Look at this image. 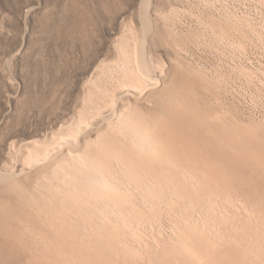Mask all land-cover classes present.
Returning <instances> with one entry per match:
<instances>
[{
	"label": "rangeland",
	"instance_id": "374dc122",
	"mask_svg": "<svg viewBox=\"0 0 264 264\" xmlns=\"http://www.w3.org/2000/svg\"><path fill=\"white\" fill-rule=\"evenodd\" d=\"M142 1L0 0V264H264V0H146V32ZM122 43L158 80L143 99L99 74ZM127 105L155 148L140 187L78 214L47 191L52 138L96 106L82 150Z\"/></svg>",
	"mask_w": 264,
	"mask_h": 264
},
{
	"label": "bare ground",
	"instance_id": "6f19581e",
	"mask_svg": "<svg viewBox=\"0 0 264 264\" xmlns=\"http://www.w3.org/2000/svg\"><path fill=\"white\" fill-rule=\"evenodd\" d=\"M142 2H143V4H142L141 11H140V16H141V20L143 21V32H146L148 30V27H149L148 26L149 21L147 20V17H146V9L148 6V2L146 0H143ZM128 42L129 41H127V43ZM131 42H132V40H131ZM122 44L120 45V47H118L119 48V50H118L119 54L117 55L118 56L117 62L115 60V64L113 66H106L107 64L105 66L103 65L104 67H102L99 70L101 72V73L99 72V74L100 75L102 74L103 76L104 75L109 76L111 74H117L119 76V78L117 77L118 78L117 80H116V78L113 80H116V82H118L117 86L119 88H121L122 90H128V91L134 93V94L130 95L132 97H134V96L136 97L137 94H140V95L144 94L147 90L154 89V87H156V85H158V80H157V78H154L152 76L153 71H151L152 69H151V66L149 64V61H147V59L144 58L145 55L143 56V54H142L143 52L142 53L140 52L141 56H138V54L135 51L132 52L129 49L128 46H131V45L127 44V46H126V43L123 45ZM117 46H118V44H117ZM142 49H143V47H142ZM99 74H98V76L100 77ZM111 76H113V75H111ZM105 77H103V78L105 79ZM100 78H102V77H100ZM109 80H110V78L108 79V81ZM113 80H111V83ZM92 81H94V80H92ZM101 81H103V79L100 80V83L102 85L106 84V82H107V80H106V82L104 81L105 83H103ZM96 82H97V84H96ZM96 82H94V83L92 82L90 85L95 84L94 85L95 88H93V89L97 90V87H99L98 86L99 80H97ZM113 82H115V81H113ZM101 84H99V85L101 87L100 91L102 92V90H106L107 85L105 86L106 88L104 87L105 88L104 89L101 86ZM151 86H153V87H151ZM90 89L91 88H89V90ZM90 91L92 92V90H90ZM93 91H95V90H93ZM100 91H98V93ZM91 92L89 93V91H88V93L86 94L87 97H86V100L84 102L85 105L86 104L88 105L89 102L93 103V105L96 104V103H94L93 100H95V99L97 100L98 97H94L93 94L95 92L94 93H91ZM98 93H96L97 96L100 95ZM108 93L111 94L110 92H108ZM105 95H107V93ZM102 96H104V95H102ZM102 96H100V97H102ZM137 97L139 98V96H137ZM141 98L143 99L142 95H141ZM126 102H128V101H126ZM88 106H86V107L89 108ZM86 107L84 109L85 111H83V110H81L83 112L79 111L78 116H77L78 118L76 119L77 120L76 124H75V122H74V125L69 124V126L66 128V132H64L63 134H59V136L57 135L58 137L52 138V139H54V142H56L58 144V146L60 147V151L59 152L57 151L56 154L54 153V160L53 161L49 158L50 162L53 163V164L50 163L49 165L50 166L52 165L51 166V174L55 179L53 177L52 178L54 180H56V179L59 180L58 181L59 184H54L52 182L49 183L47 180L46 186L48 187L47 188L48 193L51 194L54 199H55V197H56V199L61 198V201L59 200L60 202H63L64 205L67 203L68 205H70L72 207L73 211L74 210L77 211L78 214L79 213L81 214L84 212L86 213L89 211L92 213H95V214L97 212L106 213V211L111 208L110 206L115 207L116 204L120 203V201L118 199L119 197H118L117 185L118 184L122 185L119 182H120L123 175L126 176V179L130 183H135L134 189L140 187L138 183H140L142 178H144L143 174L140 173V171L138 170L140 168V166L142 164H144V160H142L141 154L143 153V155H144V154L151 153L153 155V153L155 152V148H154L153 139H152V135H151L152 133L149 130L145 129L142 126V124L139 123V121L137 119H135L131 116L132 109L129 105H127L126 107L123 106L124 108L121 110L118 109L119 112H117V113H116V110L114 109V111H115L114 119L107 121L108 123H106L105 126H103L104 130L102 129L103 131L97 133V136L95 137L94 140H91L90 136H89L88 138L90 139V141L87 140L86 143L83 144L84 146L83 147L81 146L82 150L78 149L79 145L77 146V148L72 147L73 145L70 146L71 142L79 141L78 140L79 135H80L79 129L82 127L88 128L89 122H90L89 120H91V118L93 117V115L96 112L94 110V108H97L96 106L95 107L93 106L94 107L93 109L90 108V109L94 110L95 112L92 110H89V109L86 110ZM99 108H101V107L99 106ZM107 119H109V118H107ZM107 119H105V121ZM112 135L123 137V138L126 137L128 139L130 138L131 143L134 147L132 152L131 153L126 152L129 150H126V151L123 150L124 147L123 148L121 147L122 149L115 147V145L112 141L115 137L112 138ZM81 136H82V134H81ZM118 145L120 146L121 144H118ZM123 145H124V143H123ZM50 146H53V145L50 144ZM49 148L46 144L43 145V144H40L39 142L38 143L34 142L31 145V148L27 151L28 152L27 156L24 158L25 162H27V163H25V162L24 163L28 164V165H33V164H38L41 161L44 162V160H46L48 155H49L48 154ZM63 149L66 150L65 151L66 154H64V152H62ZM91 150H93V151H91ZM115 167L118 168V170L120 169L119 170L120 172H118L117 169L114 170ZM44 178H46V176ZM150 179H151V177H150ZM155 180H157V179H155ZM122 182H123V180H122ZM157 182H155L154 184H156ZM151 183L153 185V182H151ZM151 186H148V187H151ZM54 199H53V201H54ZM49 202H51V200ZM68 205H66V206L68 207ZM34 209H36V208H34ZM116 209H118V208H116ZM115 211H117V210H115ZM117 212H119V211H117ZM104 213H103V215H104ZM116 213H114V214L116 215ZM111 214H112V212H111ZM92 226H94V225L92 224Z\"/></svg>",
	"mask_w": 264,
	"mask_h": 264
}]
</instances>
